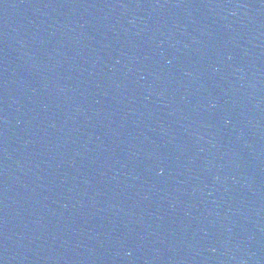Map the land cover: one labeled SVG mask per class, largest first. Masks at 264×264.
Wrapping results in <instances>:
<instances>
[{
	"label": "water",
	"instance_id": "1",
	"mask_svg": "<svg viewBox=\"0 0 264 264\" xmlns=\"http://www.w3.org/2000/svg\"><path fill=\"white\" fill-rule=\"evenodd\" d=\"M0 264H223L41 0H0Z\"/></svg>",
	"mask_w": 264,
	"mask_h": 264
}]
</instances>
